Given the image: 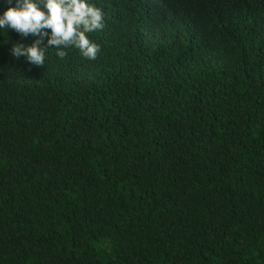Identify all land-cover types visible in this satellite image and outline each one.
Returning a JSON list of instances; mask_svg holds the SVG:
<instances>
[{
    "label": "trees",
    "instance_id": "trees-1",
    "mask_svg": "<svg viewBox=\"0 0 264 264\" xmlns=\"http://www.w3.org/2000/svg\"><path fill=\"white\" fill-rule=\"evenodd\" d=\"M87 2L94 60L0 29V264H264V0Z\"/></svg>",
    "mask_w": 264,
    "mask_h": 264
},
{
    "label": "clouds",
    "instance_id": "clouds-1",
    "mask_svg": "<svg viewBox=\"0 0 264 264\" xmlns=\"http://www.w3.org/2000/svg\"><path fill=\"white\" fill-rule=\"evenodd\" d=\"M0 15V29H12L21 36H36L30 44L15 42L12 55L24 56L36 66L45 64L46 52L56 48V56L61 60L67 57L68 48H76L88 59H96L100 45L91 41L87 33L103 30L104 13L87 0H43V8L38 0H16ZM51 30V35L47 30ZM47 37V46H42Z\"/></svg>",
    "mask_w": 264,
    "mask_h": 264
}]
</instances>
